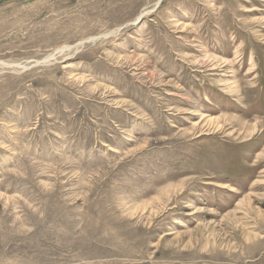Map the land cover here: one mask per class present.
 I'll return each instance as SVG.
<instances>
[{
    "label": "rangeland",
    "instance_id": "374dc122",
    "mask_svg": "<svg viewBox=\"0 0 264 264\" xmlns=\"http://www.w3.org/2000/svg\"><path fill=\"white\" fill-rule=\"evenodd\" d=\"M0 264H264V0H0Z\"/></svg>",
    "mask_w": 264,
    "mask_h": 264
},
{
    "label": "water",
    "instance_id": "95a60500",
    "mask_svg": "<svg viewBox=\"0 0 264 264\" xmlns=\"http://www.w3.org/2000/svg\"><path fill=\"white\" fill-rule=\"evenodd\" d=\"M45 62V61H44Z\"/></svg>",
    "mask_w": 264,
    "mask_h": 264
}]
</instances>
